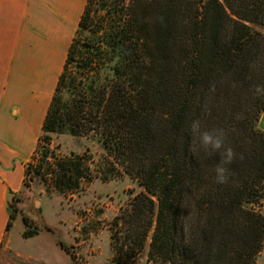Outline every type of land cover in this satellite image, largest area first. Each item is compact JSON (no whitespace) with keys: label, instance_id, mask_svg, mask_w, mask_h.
Listing matches in <instances>:
<instances>
[{"label":"trees","instance_id":"16d2710c","mask_svg":"<svg viewBox=\"0 0 264 264\" xmlns=\"http://www.w3.org/2000/svg\"><path fill=\"white\" fill-rule=\"evenodd\" d=\"M114 6L86 1L39 141L65 132L103 138L149 194L134 198L128 224L141 245L154 227L155 264H257L264 249V132L257 128L264 95L255 87L264 86V0ZM194 121L201 130L227 132L238 155L226 166V184L215 183L220 155L205 153L190 134ZM78 160L68 162L61 180L73 171L83 177Z\"/></svg>","mask_w":264,"mask_h":264},{"label":"rangeland","instance_id":"374dc122","mask_svg":"<svg viewBox=\"0 0 264 264\" xmlns=\"http://www.w3.org/2000/svg\"><path fill=\"white\" fill-rule=\"evenodd\" d=\"M72 1L75 14L81 0ZM122 2L128 6L132 4V0H110L112 10L116 3ZM41 13L45 14L46 9L42 7ZM81 16L82 12L73 26L69 44ZM260 30L264 33V28ZM61 71H58L57 82ZM44 75L47 74L37 71L19 74L16 88L26 107L38 99L41 88L46 92L48 87L49 91L50 83L47 85ZM50 77L53 80L54 74ZM259 122L257 128L261 130ZM34 134L26 137L28 151L33 145ZM39 140L25 166L23 189L10 196L12 220L9 233L14 242L25 247L22 252L32 254L33 246L41 245L50 252L48 264H155L149 257L154 227L141 245L140 241H134L135 232L132 224H128L134 198L140 193L149 194L139 180L114 161L103 138L100 135L72 136L65 132L50 135L47 144ZM78 157L81 158L78 168L83 177L74 178L76 172L73 171L68 180H61L62 170L71 168L68 162H79ZM154 200L157 202L156 198ZM260 209L264 214V206ZM27 231H39V235L21 240L20 235L25 238ZM60 247H65L68 255ZM7 255L5 264H25L17 259L13 250ZM256 262L264 264V249Z\"/></svg>","mask_w":264,"mask_h":264},{"label":"crops","instance_id":"0c3cea01","mask_svg":"<svg viewBox=\"0 0 264 264\" xmlns=\"http://www.w3.org/2000/svg\"><path fill=\"white\" fill-rule=\"evenodd\" d=\"M83 2L80 1L73 14L72 0H0V264H5L11 250L25 264L50 261V252L41 245L33 246V255H25L22 252L25 247L14 242L7 229L10 196L23 189L25 166L36 150L58 71H63L66 61L73 26L83 13ZM42 7L46 9L45 14L41 13ZM27 71L47 74L43 79L47 85L50 83L49 91L48 87L46 92L41 88L38 99L29 107L21 101L16 88L19 74ZM259 127L264 132V113ZM33 134L35 139L28 151L26 137ZM38 235L39 231L34 236ZM20 237L23 241L34 238Z\"/></svg>","mask_w":264,"mask_h":264},{"label":"clouds","instance_id":"9594fccd","mask_svg":"<svg viewBox=\"0 0 264 264\" xmlns=\"http://www.w3.org/2000/svg\"><path fill=\"white\" fill-rule=\"evenodd\" d=\"M255 93L264 95V86L257 85ZM189 132L194 137L199 138V147L208 154L218 153L220 155V164L215 168V183L226 184L229 180L227 165H230L237 157V153L231 146L228 134L223 128H214L211 130H201L198 121H194Z\"/></svg>","mask_w":264,"mask_h":264},{"label":"water","instance_id":"95a60500","mask_svg":"<svg viewBox=\"0 0 264 264\" xmlns=\"http://www.w3.org/2000/svg\"><path fill=\"white\" fill-rule=\"evenodd\" d=\"M10 201H11V199H10Z\"/></svg>","mask_w":264,"mask_h":264}]
</instances>
